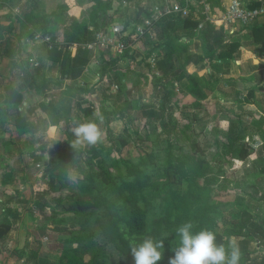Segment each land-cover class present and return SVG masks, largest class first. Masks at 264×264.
<instances>
[{"label":"trees","instance_id":"16d2710c","mask_svg":"<svg viewBox=\"0 0 264 264\" xmlns=\"http://www.w3.org/2000/svg\"><path fill=\"white\" fill-rule=\"evenodd\" d=\"M94 1L95 5L88 17L73 19L62 27V38H59L54 32L53 27L48 29L47 20L38 25L39 33L50 37L49 43L44 46L49 59L57 64L59 81L64 79L77 81L92 55L91 51L82 46L92 42L95 32L111 23L108 20L110 17H104L102 10L96 6L100 0ZM118 1L120 4L125 2L127 7L136 9L135 20L151 19V32L144 36L152 35L154 30L158 41H153L147 54L157 48L163 50L160 57V54L156 53L157 60L154 63L157 72L159 71L161 77L166 79V82H161V78L154 79V83L162 85L164 89L163 100L159 104L160 109L157 112L154 108L142 106L139 101L137 107L142 108L144 116L161 121L165 127L166 123L163 121L164 101L169 98L173 87L186 80L185 87L190 94L197 99H203L205 97L204 87L207 82L213 79L216 73H225L227 61L237 53L239 44L236 39L225 41L222 28L209 22H205L202 28L197 29L200 17L192 16V14L187 17L170 14L152 18L149 8L141 5V0ZM214 2L217 5L220 4L219 0H211V4ZM256 4V1H251L249 5L255 6ZM110 8L111 4L107 2L106 10ZM56 12L53 10L51 12L53 16H49V19L57 18ZM37 15L31 18H38ZM39 18L47 17L40 15ZM33 33L30 32V35ZM253 36L254 43L264 47V20L253 27ZM125 37L123 39L128 45V38ZM73 44H77V47L72 55L69 47ZM190 44H193L196 47L195 50L199 51L197 54L189 52ZM11 50L13 49L10 48V52ZM15 51L13 50L10 56H13ZM104 52L106 51L103 50L102 53ZM106 53L108 54V52ZM125 54L126 49L117 56L109 54L108 59L103 63V72L111 70L116 82L121 79L116 75L113 67ZM192 60L196 64L200 62L197 64L199 68L208 67L209 71L205 69L202 73H198L197 70L188 72L187 67ZM221 62L225 63L224 69L221 68ZM14 63H16L15 60ZM21 63L23 67L27 68L25 62ZM148 67L149 70L154 68L150 65ZM152 76L155 77V72L152 73ZM29 78L30 81H28ZM21 81L27 85L30 83L28 88L38 91L45 90L51 83L47 79L37 82L29 72H26ZM54 82L57 80L54 79ZM75 84L79 89H82L79 82ZM18 85L14 86L10 81L5 86L1 97L6 111L11 110L9 112L14 116L13 125L20 134V132L32 131L34 124L26 121L20 113L19 107L24 102L22 101L23 93L18 88L27 85L22 84L21 87ZM105 94L110 105L114 108L111 112L117 118H123L129 110L130 104L122 95L120 87L117 86L114 92L111 89L106 90ZM87 112L91 113L92 110ZM71 121L73 122V120ZM107 121L108 119L106 123ZM211 130L210 134L212 135L210 136H214L212 141L204 138L206 144L202 145L198 140L192 139L186 150L181 144H176L177 140L172 143L169 136H165L164 145L161 147L162 162L156 175L147 172L148 167L155 164V153L153 150L148 152L145 149L146 145V147L137 145L138 152L133 158H126L119 151V148L127 145L129 139H137L140 144L148 141V135L143 137L136 132L137 130L135 131L136 138H130L128 134L127 138L118 135L106 138V142L100 140L97 144L89 146L87 150L90 152V158L84 162V165H77L75 158L70 153L74 150L71 147L73 140L68 137L69 149H57L54 152L57 158L56 162L46 166L42 174L43 179H46L45 185H48L43 190V194L50 193L54 200L53 204L49 205L45 200H35L40 209L49 210L50 222L57 225L52 229L68 232V236L62 240L65 244L58 254V263L127 264L123 261L111 263L106 247L110 246L117 255L127 256L131 254L130 243H139L143 237L152 236L155 239H164L162 259L157 264H169L170 258L175 255L173 249L179 245V237L175 232L180 225L191 220L194 224V232L203 228L210 229L216 233L217 242H222L225 246H227L229 237L236 238L241 250L239 264H264V252H262L264 250L262 249L264 247V230L262 221L260 222L262 218L251 220L249 215V217H245L247 220H238V213L241 215L251 213L247 208L234 212V216H224L220 213L225 228L221 232L215 229L218 209L227 203L223 195L214 192V186L220 187L219 178L223 175V168L218 165L214 169L211 161L205 155L207 148L219 145L221 140L216 127ZM236 131V127L233 126L229 134L241 141L242 146L238 148L236 157L242 161L251 154L252 150H249L244 143V135ZM186 136L190 138L189 135L186 134ZM154 138L156 139V137ZM221 148L220 152H215L213 161L218 159L219 162H227L232 156L229 143L222 142ZM262 156V150L258 149V157L263 159ZM21 166V170L26 171L23 160H21ZM72 168L80 173L74 180L67 178V174ZM260 170L264 173V166ZM5 183L4 180L3 184ZM56 191L59 192L58 195L54 194ZM30 200L31 194L29 195ZM226 217L229 219L226 220ZM68 220L72 221L69 227L59 230L61 229L60 224ZM19 221L21 222L20 219ZM75 224H82V229L74 227ZM13 225L12 219L0 220V243L11 232ZM47 229V224H41L40 234L44 235V231ZM41 251L43 255H46L49 254L50 249L41 247ZM257 251L261 255L256 256ZM15 255L21 258L20 250L16 246L10 250L8 255L3 256L4 262ZM31 255L34 258H30L35 261L36 252H31ZM12 260L14 261V259ZM5 264L7 263L5 262Z\"/></svg>","mask_w":264,"mask_h":264},{"label":"rangeland","instance_id":"374dc122","mask_svg":"<svg viewBox=\"0 0 264 264\" xmlns=\"http://www.w3.org/2000/svg\"><path fill=\"white\" fill-rule=\"evenodd\" d=\"M160 1L141 0L140 3L150 8L160 3ZM62 2H74L80 5L82 10L80 18L88 17L95 5L94 0H19V4H14V6H18L22 12L26 10V7L34 6L40 10L39 13L37 12L38 18L40 15L49 18V16H53L51 12L59 9V5ZM107 2L111 4L109 10H106ZM96 6L99 10H102L104 17L109 16V19L124 18L125 31L128 34L133 32V23L137 22L134 19L136 10L134 7H127L125 2L120 4L118 0H100ZM211 7L213 9L216 8V12H220L218 9L220 8L219 4L216 6L211 4ZM60 28L61 26L57 25L54 28V32L59 38H62V30ZM151 34L130 42L128 49L126 48L125 56L114 65V72L121 79L119 82L113 79L114 74L111 70L103 72V63L108 59V54L106 52L102 53L103 51L97 52L96 57L90 62L91 65L88 66V71H85L82 78L79 79L78 82L82 89H79L78 85L75 84H78L77 81L69 79L59 81L56 65L55 68L53 66L51 68L38 58L40 60V65L36 68L38 71L35 69L31 70L33 73L45 72V66L47 67L46 70L48 72L45 74L48 76H45L51 77V83L45 90L38 91L34 88L21 87L22 84L26 85V83L20 82L21 79L15 78L13 80L17 73L12 74L11 80L13 81H11V84L16 86L20 83L18 87L21 88H18V90L23 93L22 101L24 103L22 105L19 104L20 113L25 117L26 121L34 124L32 131H24L19 134L13 125L14 116L9 112L11 110L6 111L5 106H3L1 95L5 91L6 82H4V79H9L7 74L9 70L5 73L1 81L3 85H0V220L4 218L12 219L14 225L8 236L0 243V264H5V262L7 264H59L57 260L58 254L65 244L62 240L68 236V232L52 229V227H57V225L50 222L49 210L46 208L40 209L35 200H45L49 205L53 204L54 200L51 194H43V190L48 185H45L46 179H43L42 174L46 166L56 162L57 158L54 152L57 149H69L67 138L75 139L71 128L75 126L77 121H95L102 130L101 140L103 141L108 137L118 135L126 138L129 135L130 138H136V130L143 137L148 135V141L141 142V144L137 139H129L130 141L127 145L119 148V151L122 156L133 158L138 152L137 145L147 146L145 149L148 152L153 150L155 153V164L150 165L147 171L151 175H156L159 172L163 157L161 147L164 145L163 139L165 136L168 135L172 143L177 140L176 144H181L186 150L189 146L188 143L192 139L198 140L202 145L206 144L204 138L212 141L214 136H210L212 135L210 134L212 132L211 128L216 127L221 140L219 145L207 148L205 155L211 161L214 169L218 165L223 168V175L219 178L220 187L216 188L214 186V192L223 195L227 204L220 206V209H218L215 229L221 232L225 228L220 213L224 216H234V212L247 208L249 211H255L251 218L252 220L259 219L260 207L262 206V202L259 203V201L263 198L259 193L264 191V173L260 170L263 160H257L252 164L248 158L242 161L237 159V150L242 144L240 139L229 134L232 127L235 126L236 117L232 113L233 107L231 105L227 103L220 105V98L223 95L221 91H225L220 84V86L216 84L213 79L207 82L204 87L205 98L199 101L185 87L187 84L186 80L177 83L176 87H173L169 98L164 101L163 121L166 123L165 127L161 121L144 116L142 108L137 107L139 101L142 106L154 108L158 112L160 109L159 104L163 100L164 89L162 85L154 83L158 78H161V82H166V79L164 80L161 77L159 71L157 72L155 69L156 65H154L157 60L156 53H159L160 57L163 50L157 48L153 52L150 51L151 54H147L153 41H158L154 30ZM132 37L133 35L130 36L131 40ZM36 45L39 46L35 47L41 48L36 54L42 56V47L45 43L36 42ZM31 49V47H27L26 53L29 54ZM195 49L196 47L193 44L188 47L190 53L197 54L199 51ZM75 50L76 47H72L70 53L73 55ZM28 56L23 54V57ZM1 60L6 62V59ZM14 64L16 66H13ZM14 64H9V66L5 67L6 69L17 67V71L23 67L21 62ZM197 64L192 60L187 67V71L192 72L197 68V72L202 73L204 67L199 68ZM149 65L154 66L153 70H149ZM153 72H155V77L152 76ZM54 79L57 82H54ZM252 79H254V76ZM258 81L255 80L256 83ZM117 86L120 87L122 95L130 104V108L123 118H117L111 112L114 108L110 105V101L105 94L106 90L110 89L114 92ZM88 110H92V112L88 113ZM68 118H71L73 122L68 120ZM194 133L195 136H193ZM222 142L231 145L232 156L229 157L227 162H219L218 159L213 161L215 152L222 150ZM88 148L89 146L82 147L78 153L74 150L70 152L75 158L77 165H84V162L90 158ZM21 160L25 162L26 171L21 170ZM79 175L80 173L72 168L68 172L67 178L74 180ZM4 180L6 181L5 184H3ZM66 192L68 193L67 190ZM58 193L56 191L54 194L58 195ZM30 194L31 200L29 201ZM41 194L43 195L41 196ZM254 207H259V210ZM256 214L259 216H256ZM249 215L250 213L248 215L238 213L237 218L244 221L247 220L245 217H249ZM225 219L228 220L229 218L226 217ZM71 222V220L63 222L60 224L59 227L61 229L59 230L69 227ZM41 224H47L48 227L44 231V235L40 234ZM229 226L231 225L229 224ZM74 227L82 229V224H75ZM15 246L20 250L21 258L15 255L4 262L3 256L8 255ZM41 247L50 249L49 254L43 255ZM106 249L111 263L123 261L127 264H133L135 262L131 254L121 256L117 255L110 246H107ZM33 251L36 252L35 261L33 259L34 256L31 255ZM258 251L255 253L256 256L261 255Z\"/></svg>","mask_w":264,"mask_h":264},{"label":"crops","instance_id":"0c3cea01","mask_svg":"<svg viewBox=\"0 0 264 264\" xmlns=\"http://www.w3.org/2000/svg\"><path fill=\"white\" fill-rule=\"evenodd\" d=\"M219 1L220 8L218 9L220 12H222L225 8H223V5L224 3H226V1ZM251 1L256 0H249V2ZM14 4H19V0H0V85H3L1 81L3 80V77L5 76V73H7L8 70L9 73L7 74L9 76V79H4V82H6L5 86L10 81H13L15 78L21 79L26 74V72H29L30 75H33L37 82L41 81L42 79H47L49 80L48 82H50L51 77H46L48 75L45 74L46 72H48V70H46V66V69H44L45 72L41 71L33 73L32 71L33 69L38 71V69L36 68L40 65V60L45 65H49L51 68L52 66L55 68V65L57 67V64L53 63L49 59L45 46L42 45V56L36 54L38 51H40L41 48L35 47L39 45H36V42H34L33 37L36 33H39L37 29L38 25L43 24L45 20H47L46 23L47 27H49L48 29L52 27L55 28L57 25H59V27L61 26L60 30H62V27L68 24L71 20L79 19L81 17V7L80 5L75 4L74 2H62L60 3V5L58 4L59 9L55 10L57 11V18L49 19L31 18L35 16L37 12L39 13L40 10L36 9L34 6H30L26 7V10L22 12V10L20 11V8L18 6H14ZM214 5L216 6L217 3H212V6ZM211 9L213 8L211 7ZM216 11V8L212 10L213 13H220ZM123 19L111 18L109 20L111 22L117 21L124 23ZM263 20L264 18H260L257 21L247 25L234 23L232 25L217 26L218 28H222L224 32L223 39L225 41H228L230 39H236L239 46L237 48V53L234 55V57L231 60L227 61V69L225 73H216L213 80L216 84H220L222 89H225L224 92L221 91L223 95L220 98L221 102L219 101L220 105L227 103L233 107L232 113H234L236 117V132L244 135V143L246 144L249 150L252 149L245 142L246 138L258 136L264 139V47L260 44L254 43L253 36V27L256 24L262 23ZM137 22H134L133 24ZM30 32H34L32 34L33 36L30 35ZM9 47L13 50H16L13 56H10L13 50H11L10 52ZM27 47L32 48L29 54L26 53ZM72 47L73 45H71L69 49L71 50ZM23 54L29 56L23 57ZM29 58L37 62L38 65L34 66L29 63ZM37 58L40 60H38ZM1 59H6V62L2 61ZM92 59H94V57H92L91 55L89 62L84 66L83 71L78 77L77 81L82 78V75L85 73V71H88V66L91 65L90 62ZM14 60L16 63L22 61L25 62L27 64V68L21 67L18 71L16 69L17 67L6 69L5 66H9V64H14ZM218 62H220V60H218ZM13 66L16 65L14 64ZM221 68H225V63L221 62ZM205 69L209 71L208 67H204V70ZM196 70L197 68L194 69V71ZM12 74H16L13 80H11ZM253 76L254 79H252ZM30 80L31 79L29 78L28 81ZM255 80L259 81L256 83ZM29 84L30 83H28L27 85L26 83L27 88L29 87ZM247 158L252 164H254L257 160H263L262 166H264V158L261 159L260 157H258V150H256L254 154L252 150L251 154H249ZM259 195L263 197L259 201V203L262 202V206L260 207L259 219L262 218L260 222L262 221V229L264 230V191L260 192ZM254 208H256V210H259V207ZM253 214H255L254 210L251 211L250 218H252ZM256 216L259 215L256 214ZM262 249H264V247Z\"/></svg>","mask_w":264,"mask_h":264},{"label":"built area","instance_id":"2783aa9c","mask_svg":"<svg viewBox=\"0 0 264 264\" xmlns=\"http://www.w3.org/2000/svg\"><path fill=\"white\" fill-rule=\"evenodd\" d=\"M255 6H250L249 0H226L223 7L224 10L220 13H213L210 5V0H161L160 3L149 8L152 18H157L162 15L179 14L181 17L192 16L200 17L197 29L202 28L205 22H209L215 26H226L234 23L247 25L264 17V0H256ZM151 19L144 18L134 24L133 32L128 34L125 31L124 23L112 22L103 29L95 32L94 40L85 44L86 47L92 52V57H96L97 52L100 50L108 52V55L117 56L125 50L130 42L143 37L146 33H150ZM129 35V36H128ZM133 35L132 40L130 36ZM127 37L128 45L123 37ZM125 37V38H126ZM34 42L49 43L50 37L36 33L33 37ZM77 47V44H73ZM28 62L37 66V62L29 58ZM245 142L253 150L261 149L264 156V139L258 136L246 138Z\"/></svg>","mask_w":264,"mask_h":264},{"label":"clouds","instance_id":"9594fccd","mask_svg":"<svg viewBox=\"0 0 264 264\" xmlns=\"http://www.w3.org/2000/svg\"><path fill=\"white\" fill-rule=\"evenodd\" d=\"M74 140L71 147L76 153L82 147L93 146L102 139V130L93 120L77 121L71 128ZM51 147V145H50ZM191 220L184 222L176 230L179 245L173 249L175 255L170 258L169 264H239L241 250L236 238L228 239L227 246L217 242L216 233L203 228L193 231ZM164 239H155L145 236L141 242L129 244L135 264H157L162 259Z\"/></svg>","mask_w":264,"mask_h":264}]
</instances>
